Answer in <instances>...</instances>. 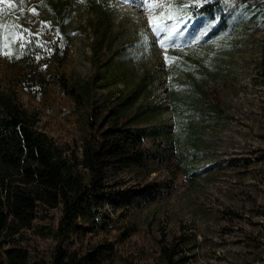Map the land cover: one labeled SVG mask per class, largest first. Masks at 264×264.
Listing matches in <instances>:
<instances>
[{"label": "rangeland", "instance_id": "obj_1", "mask_svg": "<svg viewBox=\"0 0 264 264\" xmlns=\"http://www.w3.org/2000/svg\"><path fill=\"white\" fill-rule=\"evenodd\" d=\"M202 1L33 0L13 15L24 33L0 53V94L33 113L36 130L66 155L80 158L83 113L60 77L87 84L96 76L94 102L129 96L128 109L143 108L150 124L169 132L168 141L144 140L142 171L109 174L114 191L92 218L78 220L85 234L64 249L84 254L109 244L113 254L100 264H164L161 248L177 243L179 264H264V157L257 156L264 85L255 76L263 17L240 9L216 27L218 12L196 15ZM49 2L69 12L63 52L55 49ZM167 97L173 126L162 106ZM136 182L158 189L140 198L115 195ZM59 216L48 211L22 234L30 264H49L56 244L37 227L55 230Z\"/></svg>", "mask_w": 264, "mask_h": 264}, {"label": "trees", "instance_id": "obj_2", "mask_svg": "<svg viewBox=\"0 0 264 264\" xmlns=\"http://www.w3.org/2000/svg\"><path fill=\"white\" fill-rule=\"evenodd\" d=\"M32 1L0 3V53L5 43L22 38L24 28L13 15ZM47 7L57 22L55 49L63 52L68 40L63 27L69 12L63 3L49 2ZM240 9L261 14L264 26V0H203L196 6V15L210 17L218 12L217 27L221 22L224 26ZM255 76L264 85V42ZM95 79L87 84H69L59 78L62 90L83 113L80 158L73 152L66 155L51 138L36 130L33 113L22 109L12 96L0 94V264H30L20 239L48 211L60 215L55 230L37 227L56 244L49 264H100L113 254L109 244L92 247L84 254L68 251L61 244L73 236L83 237L85 231L78 220L83 223L85 218H92L94 209L114 191L107 183L109 174L142 171L148 161L144 140L168 141L169 132L166 127L150 124L143 108L128 109L129 96L94 102L91 93ZM221 114L212 106V116L219 118ZM257 156L263 158L264 150H258ZM156 189V183L136 182L114 193L140 198ZM178 248L177 243L161 248L164 264H179L182 258H178Z\"/></svg>", "mask_w": 264, "mask_h": 264}, {"label": "built area", "instance_id": "obj_3", "mask_svg": "<svg viewBox=\"0 0 264 264\" xmlns=\"http://www.w3.org/2000/svg\"><path fill=\"white\" fill-rule=\"evenodd\" d=\"M162 106L164 107V109L168 113L167 114L168 124L173 126V124H174V118H173L172 113H171V102H170V100H169L168 97L167 98H164L162 100Z\"/></svg>", "mask_w": 264, "mask_h": 264}, {"label": "snow or ice", "instance_id": "obj_4", "mask_svg": "<svg viewBox=\"0 0 264 264\" xmlns=\"http://www.w3.org/2000/svg\"><path fill=\"white\" fill-rule=\"evenodd\" d=\"M3 2L4 0H0V3H3ZM163 15H170V13H164ZM149 24L153 28L154 31H159L160 26H161L159 21H154L152 17H149ZM161 45L163 46V41H161Z\"/></svg>", "mask_w": 264, "mask_h": 264}]
</instances>
